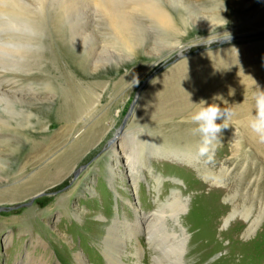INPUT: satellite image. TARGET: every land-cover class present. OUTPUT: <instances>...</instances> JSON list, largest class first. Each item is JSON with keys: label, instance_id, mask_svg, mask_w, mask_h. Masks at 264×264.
I'll return each instance as SVG.
<instances>
[{"label": "rangeland", "instance_id": "rangeland-1", "mask_svg": "<svg viewBox=\"0 0 264 264\" xmlns=\"http://www.w3.org/2000/svg\"><path fill=\"white\" fill-rule=\"evenodd\" d=\"M0 1V48L14 34L10 40L27 48L26 60L6 58L0 66L24 96L20 103L10 95L11 102L0 105L8 120L0 129V264H26L28 253L32 260L76 264L79 248L87 264H105L98 251L99 224L118 211L143 219L174 191L188 204L186 209L182 200L173 204L168 219L151 230L161 259L179 251L178 216L188 237L187 264H264V171L236 125L222 136L225 142H217L211 159L206 156L204 169L193 161L174 163L169 155L149 158L147 152L153 143L186 138L182 135L195 127L189 119L194 104L209 99L212 84L195 85L191 96L175 93L178 84L199 80L204 65L189 64L230 53L214 65L218 68L204 72L228 78L236 71L221 68L231 61L237 67L247 63L239 51L264 50V0ZM159 11L174 19L173 26L159 21ZM125 132L128 145H137L138 166L151 168L137 188L129 182L120 147L115 158L121 171L114 167L119 175L110 187L109 147L120 145ZM31 139L53 146L41 168L20 172L18 161L7 155L26 152ZM45 168L51 171L47 176ZM236 206L241 212L226 222ZM37 242L45 247L34 248ZM140 243L146 252L139 261L129 256L126 264H153L147 236Z\"/></svg>", "mask_w": 264, "mask_h": 264}, {"label": "bare ground", "instance_id": "bare-ground-1", "mask_svg": "<svg viewBox=\"0 0 264 264\" xmlns=\"http://www.w3.org/2000/svg\"><path fill=\"white\" fill-rule=\"evenodd\" d=\"M1 2L2 1H0V3ZM4 3L5 2H3V4ZM9 3H10V1H9ZM19 4H21V3H19ZM1 6H2V4H1ZM157 6H156V8H157ZM11 7H13L12 4H11ZM102 7H104V6H102ZM6 9L7 8H5V10ZM0 10H2V9H0ZM18 11H20V10H18ZM112 13H114V12H112ZM157 16H158L159 21L165 26H173V23L175 22V21H173L174 19H172V17L169 14H167L166 12L159 11ZM17 18H18V16H17ZM25 18H26V16H25ZM29 20H31V18ZM112 21H115V20H112ZM15 35L16 34H14V36ZM123 36H125V35H123ZM9 37H8V39H9ZM12 38L10 37V39H12ZM10 39L8 41H6L8 43H5L4 47L1 46V48H0V66L6 65L4 63V60L6 58H10L13 60L19 59L22 61L26 57V56H24V50L25 49L27 50V48L24 45L19 46V42H18V44L16 43L18 40L14 41V40H10ZM28 48H29V46H28ZM262 51H264V50H261L259 47L253 48V49L252 48L242 49L241 51H239L237 53L238 55H243V56L246 55L247 63L242 67L241 66L237 67L234 64V62L231 61L229 64H227V66H225L227 68H221L225 71H233V70H234V72L236 71V73H233V75L229 76L228 78H219L220 77L219 74L215 78L214 77L208 78L209 76L206 77L204 75L205 74L204 72L208 71V70H213V66L215 64H219V61H222V59H224L225 57H228V55H230V53L222 54V56H220V58L215 56V57L205 58V60L203 58L201 60L195 61L192 64H189V66H191V65H194V66L195 65H204L198 71V73L200 74L199 75L200 81L199 80H198V82H197V80L195 82H194V80L184 81L180 85L178 84L179 86L178 85H177V87L175 86L174 91L176 94H179L180 96H184L187 94H189L191 96L192 95L191 93L197 91V90H194L195 85H197L198 87L204 88L205 86L209 87L212 84L211 86H214V87L212 88V90L209 91V94L206 96V97H209V99L207 98L208 101L206 100L208 102V104L217 103L220 105L221 108L236 106V108H235L236 116L233 117L232 121H230L229 127L227 129L222 130L220 137H219V139H220L219 143L222 144V142L226 141L225 140L226 138H224L222 136L225 134V132L227 130L229 131L233 125H236L240 134H243L242 141L245 139L244 140L245 143L248 144L250 146V148H252V151L254 153L255 158L261 164V168L264 171V143H260L258 138L255 136V134L252 133L251 130L247 127L248 119L253 112V94H254V91L256 90L257 86L261 90H264V52H262ZM259 53H263V54L260 56ZM24 60H26V59H24ZM8 65H9V63H8ZM19 65L20 64L16 63V65L14 66V69H16V67L19 68ZM184 67H181V68H184ZM214 68H218V67L214 66ZM180 69H178V70L180 71ZM222 73H223V71H222ZM9 79H10V76H8L7 74H5L3 72H0V105L2 103H10L11 102L10 101L11 96H12V99L14 101H17L20 103H22V101H24L22 99L24 96L20 97L18 95L16 87L14 85H12V83H9ZM20 80H23V79H20ZM215 81H218L217 84H219V85L214 84ZM23 92L21 93V96H22ZM24 94H26V93H24ZM214 97H218V99L214 100L213 99ZM245 97H246V100H245ZM194 111H196V109ZM193 112H192V114H193ZM189 119H190V116H189ZM224 119H226V117ZM6 123H8L7 118L0 112V129L3 128V125ZM217 123H223V119L217 120ZM128 134H129V132H125V133L121 134L120 145H118V142H115V143L111 144V146L109 147L108 157L110 159L107 160L106 164L108 166L107 171L109 172L108 177H109V181H110V187H113V188L115 186L113 181L115 180V177L119 175V174L115 173L114 167L117 166L120 169L119 171H121V168H120L121 163L119 162V160H117L119 158H115L118 156V151H117L118 148L117 147H120L121 151L123 152V155L125 156V159L127 162L126 163L127 170H128L127 173H128V176L130 177L129 182H132L133 186H135V188H137V185L140 183L141 179H143L146 176L147 172H149V170L151 169V168H149L148 170H146L147 172H145L144 171L145 169H143L142 166H138L137 162L134 159L135 153L137 151L136 150L137 145H135L134 148H131L132 146L130 147L128 145L127 141L125 140V139H127ZM3 135L4 134L0 133V137ZM61 135H59V137ZM182 136H184L186 138H183V137H182V139L178 138V141H176L175 139L172 138L175 141H170V140L166 139L164 142H157L156 144L153 143V145H156V146H155V148L153 147L152 149H149L147 151L148 157L151 158V157L156 156V155H161V156L165 157V155H169V156L173 157L172 161L174 163L179 164V163H182L185 161H191V164L193 162H195V164L202 165V169H204L203 166L205 167L204 161L206 160V156H204V157L200 156L198 154V151H197V145L199 143L200 137L198 135H194L192 131H190V132L186 131L184 133V135H182ZM237 139H239V138H237ZM176 142L179 144H176ZM237 143L239 144V142H237ZM26 145L28 146L26 152L20 153L19 152L20 150H17V151L15 150L16 152H13V153H10L7 155V157H9L11 160L14 159V160L18 161L19 165H17V168L20 170V172L21 171L24 172L25 170H27L28 168H31V167H38L39 166V168H41L42 166H40V164L45 159V151L48 152V150L51 149L53 146L50 144L49 145L40 144L36 141H33L32 139L30 141L27 140ZM112 158L114 160H116V162L113 165L111 162ZM48 163H50V162H48ZM152 164H153V162H152ZM2 167H4V165H2ZM48 172H51V171H49L45 168V171L42 172V175L47 176ZM247 176H248V174H247ZM217 178H219V177H217ZM262 183H263V181H262ZM262 183H261V187L264 186V185L262 186ZM114 193L116 194V197L118 199L121 197V196H119V194L116 191H114ZM262 195H264V187L262 188ZM246 197L248 198L249 196H246ZM179 200H182L184 202L183 208L186 209L187 204H188V199L185 198L184 196H182L181 194H179L178 191H174V193L172 194V197L170 199H168L166 201H162L160 203H157L155 205L156 207L154 209V212L148 216H145L143 219L139 218V215H138L136 217V219L130 220L128 217L124 216L125 214L122 215L119 213L120 211H118L116 213L115 219L109 220L108 223L99 224L100 233L102 235V240H101V243L98 247V251L101 254V256L103 257L105 264H126L125 259H127L129 256L132 259L139 261L141 256L143 255V252H146L145 250L147 249L146 248L147 246L144 247V245H143L144 243L143 244L140 243V240L142 239L143 236H147L149 243L152 245V247L154 249L152 252L154 255V258H152L153 264H187V257H186L185 251H186V247L188 245V237H187L186 231L184 229H182V226L180 225V221H179L178 216L175 218L174 221H175L176 225H178V227L180 228L179 234L175 235L176 238L179 240V243H178L179 245H177L179 251L174 256L173 255L168 256V259H166L167 261L163 260V258L161 259L159 251H157L154 248L153 244H155V242H153V238H152V234H151V230L155 227H158V226H156L157 223H159L160 221L165 222V220L168 219V218H166V215L169 213V209H173L174 205ZM259 202H257V203H259ZM128 204L130 205V207H132L134 209V212L138 211V209L135 206L133 207V205L130 202H128ZM246 208H247V206L245 204L244 211L246 213V219L247 218L251 219L249 217H250L252 212H250V210L248 211ZM240 212L241 211L239 210V206H236L235 209L233 210L232 214H230V216H228L224 220L226 222H229V220L234 215H236L237 213H240ZM255 227H256V221H254V223L251 224V229L247 233L248 236H250L252 234L253 230L256 229ZM114 231H117L118 235L115 234ZM153 232H155V231H153ZM38 242H37V245L34 244V246H33L34 248H36V246H42L43 248L45 247L44 244L41 245ZM169 242H170V240H169ZM248 245L249 244H247V246ZM170 246H171V248H173L175 245H174V243H171ZM78 250H76V252H75L76 264H87V262H86V258H87L86 255L87 254L85 255L80 248ZM165 256L166 255H164V257ZM26 264H55V263H51L50 261L46 262V261H43L42 259L37 260L35 258H33V260H32L30 253H28L26 256Z\"/></svg>", "mask_w": 264, "mask_h": 264}, {"label": "clouds", "instance_id": "clouds-1", "mask_svg": "<svg viewBox=\"0 0 264 264\" xmlns=\"http://www.w3.org/2000/svg\"><path fill=\"white\" fill-rule=\"evenodd\" d=\"M224 36L229 38L230 34L224 33ZM213 99H218V97ZM194 105L196 111L190 116V121L195 125L192 129L193 134L200 137L197 151L200 156H208L211 159L217 142H220L219 137L222 130L227 129L230 121L236 116V106L221 108L219 104H208L205 100ZM225 117L226 119H224ZM220 119H223V123H217V120ZM247 127L255 134L260 143H264V90L258 86L253 94V112L248 119ZM235 135H238L236 129Z\"/></svg>", "mask_w": 264, "mask_h": 264}, {"label": "water", "instance_id": "water-1", "mask_svg": "<svg viewBox=\"0 0 264 264\" xmlns=\"http://www.w3.org/2000/svg\"><path fill=\"white\" fill-rule=\"evenodd\" d=\"M260 35H261V36H264V32H261Z\"/></svg>", "mask_w": 264, "mask_h": 264}]
</instances>
